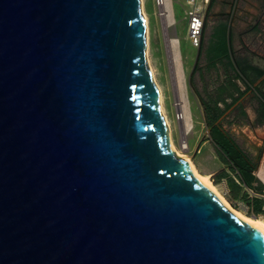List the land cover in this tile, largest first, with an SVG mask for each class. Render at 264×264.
<instances>
[{"label":"water","instance_id":"1","mask_svg":"<svg viewBox=\"0 0 264 264\" xmlns=\"http://www.w3.org/2000/svg\"><path fill=\"white\" fill-rule=\"evenodd\" d=\"M145 52L140 0H0V264H264L169 148Z\"/></svg>","mask_w":264,"mask_h":264},{"label":"crops","instance_id":"2","mask_svg":"<svg viewBox=\"0 0 264 264\" xmlns=\"http://www.w3.org/2000/svg\"><path fill=\"white\" fill-rule=\"evenodd\" d=\"M207 12L203 34L207 25L218 22L227 44L221 36L224 45L214 49L202 34L197 72L210 78L205 94L217 100L215 125L264 185V15L257 0H213ZM247 190L252 188L244 185Z\"/></svg>","mask_w":264,"mask_h":264},{"label":"rangeland","instance_id":"3","mask_svg":"<svg viewBox=\"0 0 264 264\" xmlns=\"http://www.w3.org/2000/svg\"><path fill=\"white\" fill-rule=\"evenodd\" d=\"M186 1H169L174 20L173 24L171 22L166 23L165 18L159 16L155 0H143L141 12L143 8L148 18V57L154 71L155 80L161 88L163 108L171 126L172 141L181 153L188 156L200 174L210 175V180L213 184L214 175L225 170L230 176V172L217 156L209 137V131L203 123L202 109L198 96L204 97L205 93H207L205 89L208 87V82L210 83V78L206 74H199V69L193 71L197 59L198 63L202 64L200 63L201 59L198 56L197 48H193L187 39L185 13L188 7L186 6ZM257 1L260 4V14L264 15V0ZM197 3H199V0ZM209 20L210 22L212 21L211 19ZM217 23L214 25L206 24L203 34L210 42L209 47L214 49L219 48L224 43L227 44V35L222 32L223 29ZM221 36H225L224 43L219 40ZM167 38L177 40L178 48L170 47ZM176 54H179L181 59V81L177 75ZM215 76L217 77L218 75ZM215 76L213 79H216ZM211 84L213 83L211 82ZM192 85L198 95L193 91ZM260 96L262 97L263 95L260 94ZM181 98L186 101L185 107L189 110L191 118V132L189 131L186 135L183 134V124L186 121L185 110L177 106ZM215 186L234 210L248 216L246 204L239 200L230 201L228 199L225 179H221L220 184Z\"/></svg>","mask_w":264,"mask_h":264},{"label":"trees","instance_id":"4","mask_svg":"<svg viewBox=\"0 0 264 264\" xmlns=\"http://www.w3.org/2000/svg\"><path fill=\"white\" fill-rule=\"evenodd\" d=\"M213 0L210 1V4ZM210 6V5H209ZM199 56V53H198ZM198 59L195 63L193 71L197 70ZM237 67L244 73L241 65L238 63ZM193 87V85H192ZM193 91L197 94L193 87ZM198 95V94H197ZM199 97L200 106L202 109L203 123L206 129L209 130V137L212 146L219 157L221 163L226 166L230 172V176L225 170L217 173L213 177V184L218 185L221 179H225L228 189V199L230 201L240 200L247 205L248 216H254L255 219L264 220V200L260 197H250L248 193L243 191V186L252 188L256 193L261 194L264 192V185L257 179L251 176L252 166L245 160V158L237 151L236 147L228 141V139L222 135L217 125H215L220 111L216 108L217 100L214 96ZM205 176H210L209 174Z\"/></svg>","mask_w":264,"mask_h":264},{"label":"bare ground","instance_id":"5","mask_svg":"<svg viewBox=\"0 0 264 264\" xmlns=\"http://www.w3.org/2000/svg\"><path fill=\"white\" fill-rule=\"evenodd\" d=\"M141 3H142V6H143V0H140V10H141ZM169 5L170 4H169V1H168L167 2V6L162 9V11H163V13L165 15V16H163V18H165V22L166 23H170L172 21V14H171L172 12L170 10ZM141 14H142V17L144 19L145 26H146V41H147L146 42V50L147 51L145 52V55H146L147 65H148L149 71L151 73L153 82L155 83V85H156V87L158 89V92H159V106H160V111H161V114L163 116L164 123H165V136H166V140H167V144H168L169 148L175 153V155L177 157H179L183 161V163L188 168L190 174L205 189H207L223 205V207L231 215H233L238 221H240L242 224H244L248 228L256 230L261 237H264V220L261 219V218L260 219H255V218H252L250 216H246V215L234 210L231 207V205L226 201V199L218 192L217 187L212 184V182L210 180V176H205V175L200 174L197 171V169H196L195 165L193 164V162L188 158V156H186L185 154L181 153L175 147V145H174V143L172 141V136H171V126H170L169 120H168V118L166 116V113L164 111V108H163V96H162L161 88L157 84V81L155 80L154 71L152 69V66L150 64L149 57H148V48H147V46H148V36H147L148 20L147 19L148 18L146 16L145 11H144L143 8H142ZM167 42H168L170 47L178 48L177 40L167 38ZM175 57H176L175 62H176V67H177V75H178V78H180V81H181V79H182V71H181V65H180L181 59H180L179 54H176ZM180 87H181V85H180ZM185 105H186V101L182 100V98H181V100H179L177 106H179L181 109H184L185 110V114H186V121H185V124H183V134L184 135H186L191 130V127H192L191 126V118H190L189 110L187 109V107H185Z\"/></svg>","mask_w":264,"mask_h":264},{"label":"built area","instance_id":"6","mask_svg":"<svg viewBox=\"0 0 264 264\" xmlns=\"http://www.w3.org/2000/svg\"><path fill=\"white\" fill-rule=\"evenodd\" d=\"M168 1L170 0H155V5L159 10L160 17L165 16L162 12V9L167 6ZM210 1L211 0H199V3H197L198 0L186 1V6L188 7V10L185 13L187 21L186 34L187 39L193 48L198 49L201 45V37L203 34V29L205 27L206 15L210 5ZM169 7L172 12L171 4L169 5ZM171 23H174L173 17ZM247 193L250 197L264 198V192L259 194L254 192L253 190H247Z\"/></svg>","mask_w":264,"mask_h":264}]
</instances>
